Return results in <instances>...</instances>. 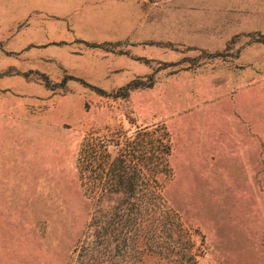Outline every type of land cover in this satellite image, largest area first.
Instances as JSON below:
<instances>
[{"label":"rangeland","instance_id":"rangeland-1","mask_svg":"<svg viewBox=\"0 0 264 264\" xmlns=\"http://www.w3.org/2000/svg\"><path fill=\"white\" fill-rule=\"evenodd\" d=\"M93 201L103 264H264V0H0V264H72Z\"/></svg>","mask_w":264,"mask_h":264},{"label":"trees","instance_id":"trees-1","mask_svg":"<svg viewBox=\"0 0 264 264\" xmlns=\"http://www.w3.org/2000/svg\"><path fill=\"white\" fill-rule=\"evenodd\" d=\"M80 163L81 162L79 161V170L81 169ZM82 175L83 173L81 176ZM130 179L131 177L126 178V180H124L126 183L119 180L118 187L111 189V193L115 194V198L119 199L120 202H125L126 205H128L129 201L133 198L132 193L135 191L134 183ZM83 186L85 185L83 184ZM121 198H125L124 201H121ZM94 202L95 201H93L91 204L93 208V214L90 215V223L81 235V238L75 247V252L72 256V264H103L104 262L102 260L105 256L104 254H110L112 252L111 239L114 233V229H112L114 223L112 218V210L114 208V204L109 202L103 203L101 205V209L96 214V203ZM124 224H126V226H132L134 225V220L129 219L126 221V223H122L121 227L123 230L125 228ZM123 230H118L121 232L119 233V236L123 234ZM124 240L126 242V239ZM101 250L103 251L101 252Z\"/></svg>","mask_w":264,"mask_h":264}]
</instances>
